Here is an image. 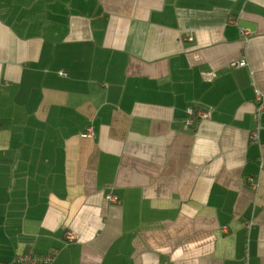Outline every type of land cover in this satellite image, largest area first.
Instances as JSON below:
<instances>
[{"label": "crops", "instance_id": "1", "mask_svg": "<svg viewBox=\"0 0 264 264\" xmlns=\"http://www.w3.org/2000/svg\"><path fill=\"white\" fill-rule=\"evenodd\" d=\"M255 88L264 0H0V263L264 264Z\"/></svg>", "mask_w": 264, "mask_h": 264}, {"label": "built area", "instance_id": "2", "mask_svg": "<svg viewBox=\"0 0 264 264\" xmlns=\"http://www.w3.org/2000/svg\"><path fill=\"white\" fill-rule=\"evenodd\" d=\"M249 33L248 31H244V34ZM188 40H191V37L189 36L187 38ZM245 65L244 60L239 61H233L229 64V67L231 68H238ZM61 75H64L65 73L62 71H59ZM254 100H255V109H254V119L257 121V125L253 130L249 133V139L251 141L257 140L258 138V119L259 115L264 111V95L262 91L259 88H255L254 90ZM210 116V111L208 110H195L193 107H188L186 109V116L183 120V126L184 128H190L193 126H197V122L200 118H207ZM85 136H91L93 134L92 128L88 127L87 131L83 133ZM107 199L109 201L115 202L117 200L116 196L113 194L107 195ZM65 237L69 240L74 239V234L72 232H66ZM55 253H46V254H39L33 251H25L23 253L17 254L10 260L9 262H3L0 264H50L53 255Z\"/></svg>", "mask_w": 264, "mask_h": 264}, {"label": "water", "instance_id": "3", "mask_svg": "<svg viewBox=\"0 0 264 264\" xmlns=\"http://www.w3.org/2000/svg\"><path fill=\"white\" fill-rule=\"evenodd\" d=\"M240 25L242 26V27H250L252 30H253V25H251V23H248V22H246V21H240Z\"/></svg>", "mask_w": 264, "mask_h": 264}]
</instances>
